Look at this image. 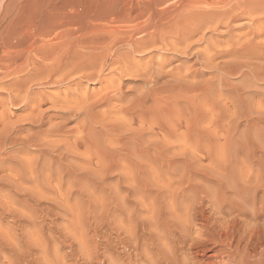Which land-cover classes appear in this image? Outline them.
Wrapping results in <instances>:
<instances>
[{"label": "rangeland", "instance_id": "1", "mask_svg": "<svg viewBox=\"0 0 264 264\" xmlns=\"http://www.w3.org/2000/svg\"><path fill=\"white\" fill-rule=\"evenodd\" d=\"M23 1L0 0V59L11 55L8 58L14 56V61H17L19 56L17 59L21 61L17 64H21V58L29 56L34 63L22 66L29 68H23L18 73L12 72L15 67L6 69L11 73L0 68L3 74L4 71L8 73L0 77V86H4V90L0 88L3 91L0 92V264H182L185 253L183 250L180 253L181 249H178L182 247H178L177 241L183 230L178 222L188 218L189 214L193 216V211L198 217L202 215V221L209 223L216 220L221 222L217 223V227H226L232 217L226 218L229 216L226 212L218 214L214 210L216 206L221 205L225 209L230 202H239L231 201V198H239L243 202L254 198L259 205L257 208L260 202L264 206V26L260 27L264 24V0H166L163 3L164 0ZM187 1H191L189 6L195 8H189ZM29 4L40 6L42 10L47 4L59 8L57 31L46 37L40 35L42 38H27L24 33L33 11ZM99 8H102L101 11ZM102 10L105 11L103 14ZM90 11L94 13L91 15ZM154 12L158 16H152ZM160 13L164 16L160 17ZM170 13L177 15L175 17ZM66 17L69 20L72 18L73 24L63 27L60 21L64 22ZM79 21L80 25L77 24ZM156 21L158 23L153 27ZM210 21L215 25H208ZM146 26L152 30L138 33L137 28L144 29ZM110 33L114 37L111 40ZM148 34L155 35V40L163 41L143 52L127 45L129 40H150ZM124 36L126 39H123ZM15 40H23L18 41L20 47L18 43L15 45ZM81 40H104L107 46L105 48V43L101 44L103 49L99 47V50L98 42L94 41L92 45L97 43V47L90 44L84 48L79 44ZM179 44L184 47H179ZM55 45L58 48H53ZM64 47L69 51H65ZM49 48H52L53 54L49 53ZM98 52H102L103 61ZM99 58L104 67L97 80L91 79L89 75L98 70L95 61L98 62ZM132 59H136L133 64L130 62ZM62 61L73 70L66 71ZM94 62V70L89 69L90 63L94 65ZM82 66L83 72L80 70ZM125 66L131 68L130 73L125 71L126 77L123 73L118 77L112 71ZM77 67L82 73L75 72ZM62 69L66 71L62 72V76L64 73L66 76L56 77ZM39 73L42 74L40 77ZM15 76L18 81H11ZM6 77L8 79L4 80ZM19 81L25 86H21ZM7 82L14 88L7 87ZM11 82H18V85L15 84V87ZM26 86H30L29 91ZM17 87L23 93H13ZM5 88L9 89L5 91ZM152 89L156 90V96L152 95L150 99L158 98V101L165 102L162 104L160 101L165 108L159 119L156 115L155 120L145 116L151 119V123L146 119L142 126L137 120L140 119L137 105L139 101H149L145 96ZM169 89H172L171 92ZM171 95L174 99L170 98ZM183 95L191 99L184 97V101ZM106 96L110 97L109 101ZM76 98L83 100V104L73 103ZM165 98L175 102L169 103ZM49 99L56 103L51 105ZM5 100H8L6 105ZM188 101L191 104H187ZM60 102L67 104L62 106ZM172 108H176L174 112ZM165 117L167 123L166 119L164 122ZM128 124L133 126L132 129ZM113 143L115 146L111 145ZM249 186L253 187V193ZM220 191L226 199L222 200ZM240 195L245 197L240 198ZM249 195L253 198L250 199ZM216 197H220L221 202ZM183 207L186 208V215ZM225 220L228 224H224ZM246 221L249 223V220ZM191 223L188 231L192 238L199 237L201 232L205 234L201 222L198 223L200 225L194 220ZM252 224L264 226V216ZM181 226H184L183 223Z\"/></svg>", "mask_w": 264, "mask_h": 264}, {"label": "bare ground", "instance_id": "2", "mask_svg": "<svg viewBox=\"0 0 264 264\" xmlns=\"http://www.w3.org/2000/svg\"><path fill=\"white\" fill-rule=\"evenodd\" d=\"M112 1V0H111ZM149 1V0H148ZM156 1V0H155ZM166 0H164V1H162V3L163 2H165ZM23 2H28L27 0H24ZM101 2V1H100ZM106 3H107V1H105ZM116 2V1H115ZM118 2V1H117ZM150 2V1H149ZM158 2H159V0H158ZM191 2V1H190ZM190 2H188L187 1V4L189 3L190 4ZM203 2H205V1H203ZM227 2V1H226ZM232 2V1H231ZM79 3V2H78ZM94 3H95V1H94ZM94 3L92 4V5H94ZM146 3V2H145ZM161 3V2H160ZM183 3H184V1H183ZM213 3V2H212ZM222 3V2H221ZM225 3V2H224ZM98 4V3H97ZM157 4V3H156ZM159 4V3H158ZM189 4H188V6H189ZM191 4H192V2H191ZM202 4V3H201ZM205 4H206V2H205ZM204 4V5H205ZM209 4H211V3H209ZM219 4V3H218ZM235 4V3H234ZM86 6H87V4H85ZM102 5V4H101ZM108 5V4H107ZM148 5V4H147ZM147 5H145L146 7H147ZM154 5H155V3H154ZM186 5V4H185ZM196 5H198L197 3H196ZM204 5H203V7H204ZM63 6V5H62ZM89 6V5H88ZM99 6H100V3H99ZM112 6V5H111ZM137 6V9H138V5H136ZM182 6V5H181ZM192 6H195V5H192ZM201 6V5H200ZM207 6V5H206ZM7 7V6H6ZM29 7H31V8H33V11H31V13H32V15L29 17V20H28V29L26 30V32L24 33V35L25 36H27V38H28V36L30 37V36H32V37H34V36H45V35H49L50 36V34L56 29V27L59 25H57L56 26V20L59 22V20L60 19H57V17H58V15L60 14H58L57 12L59 11V8H57L55 5H50V4H47V6H46V8L44 9V10H42L41 8H40V6L38 7V6H36L35 4H33V5H30L29 4ZM94 7H95V5H94ZM101 7V6H100ZM105 7V6H104ZM114 7H115V5H114ZM145 7V8H146ZM149 7V6H148ZM227 7V6H226ZM235 7V6H234ZM60 8H62V7H60ZM63 8H64V6H63ZM73 8V7H72ZM75 8V7H74ZM93 8V7H92ZM106 9H110L109 7L107 8V7H105ZM118 8V7H117ZM123 8V7H122ZM128 8V7H127ZM145 8L143 9V10H145ZM154 8V7H153ZM183 8V7H182ZM189 8H193V7H190L189 6ZM195 8V7H194ZM193 8V9H194ZM209 8V7H208ZM223 8H225V6L223 7ZM100 9V8H99ZM102 9V8H101ZM101 9H100V11H101ZM112 9V8H111ZM110 9V10H111ZM121 9V8H120ZM124 9V8H123ZM147 9V8H146ZM152 9V8H151ZM150 8L148 9L150 12L152 11L153 12V9L151 10ZM159 9V8H158ZM185 9H187V7L185 8ZM193 9H190L191 11L193 10ZM62 10V9H61ZM65 10V9H64ZM84 10H85V8L82 10L83 11V13H84ZM114 10V9H113ZM139 10V9H138ZM143 10H141V11H143ZM148 10H146V11H148ZM178 10H180V9H178ZM182 10V9H181ZM189 10V11H190ZM205 10V9H204ZM88 11V10H87ZM103 12H101L102 14L105 12L104 10H102ZM117 11V10H116ZM115 11V12H116ZM176 11V10H175ZM183 11H184V9H183ZM70 12V11H69ZM81 12V11H80ZM97 12L100 14V12L98 11V8H97ZM110 12V11H109ZM137 12V11H136ZM135 12V13H136ZM230 12V11H229ZM71 13V12H70ZM91 15L94 13H91V11L89 12ZM95 13H96V11H95ZM111 13V12H110ZM121 13H123L122 11H121ZM125 13V12H124ZM167 13V12H166ZM172 13H173V10H172ZM172 13H170V14H172ZM187 12H185V14H186ZM234 13H235V11H234ZM243 13V12H242ZM114 14V13H113ZM132 14V13H131ZM144 14V13H143ZM154 14H156L155 12L153 13V15L152 16H155ZM164 13H160V17H161V15L162 16H164L163 15ZM184 14V13H183ZM241 14V13H240ZM71 15H72V18H73V14L71 13ZM75 15H77L78 16V14H76V11H75ZM80 15H82V13L80 14ZM84 15V14H83ZM82 15V16H83ZM105 16H106V14H104ZM120 15V14H119ZM127 15V14H126ZM157 15V14H156ZM166 15V14H165ZM173 15H175V17H176V13L175 14H172V16ZM179 15V14H178ZM229 15V14H228ZM230 15H231V12H230ZM233 15V14H232ZM231 15V16H232ZM98 16H100V15H98ZM98 16H97V18H98ZM102 16V15H101ZM108 16V15H107ZM158 16V15H157ZM157 16H156V18H157ZM171 16V15H170ZM169 16V17H170ZM180 16H182V15H180ZM239 16V15H238ZM68 17V16H67ZM66 17V18H67ZM71 17V16H70ZM69 17V18H70ZM89 17H90V15H89ZM118 17V16H117ZM121 17V16H120ZM137 17H139V15H137ZM169 17H167V19H169ZM183 17V16H182ZM244 17V16H243ZM65 18V19H66ZM72 18H70L71 20H69L68 18L66 19V21H65V19H64V22H62V21H60V25L61 26H63V27H66V26H71L72 24H73V22H72ZM82 18V17H81ZM124 17L122 16V19H123ZM166 18V17H165ZM172 19H173V17H171ZM238 18V17H237ZM241 18H242V16H241ZM250 18H251V15H250ZM74 20H76V17L75 18H73ZM88 18H86V20H87ZM92 19V18H91ZM96 19V18H95ZM143 19H144V16H143ZM171 19V20H172ZM176 19V18H175ZM211 19H213V18H211ZM263 19V18H262ZM102 20V19H101ZM111 20H112V18H111ZM128 20H129V18H128ZM141 20V19H140ZM178 20V19H177ZM81 21V20H80ZM80 21H79V23L77 22V24L78 25H80ZM83 21H84V19H83ZM82 21V22H83ZM113 21V20H112ZM118 21V20H117ZM121 21H123V20H121ZM126 22H127V19L125 20ZM137 21V20H136ZM139 21V20H138ZM143 21V20H142ZM160 21L161 20H159L158 22L160 23ZM173 21H174V19H173ZM227 21H228V19H227ZM57 22V23H58ZM111 22V21H110ZM126 22L124 23V21H123V24H125L126 25ZM157 21L155 22V24H153L152 26L154 27V25H156V23H158ZM256 22V21H255ZM259 22V21H258ZM76 23V22H75ZM104 23V22H103ZM117 23V22H116ZM115 23V24H116ZM122 23V22H121ZM76 24V25H77ZM84 24H85V22H84ZM84 24H82V25H84ZM108 24H109V22H108ZM107 24V25H108ZM115 24H114V28L116 27L115 26ZM130 24H133V26H134V23H132V21L130 22ZM207 24V23H206ZM211 24H212V21H210V24H208V25H210L211 26ZM256 24V23H255ZM75 25V24H74ZM92 25V24H91ZM118 25V24H117ZM122 25V24H121ZM144 25V24H143ZM148 25H150V23L148 24ZM147 25V26H148ZM212 25H215L214 23L212 24ZM253 25V24H252ZM257 25V24H256ZM255 25V26H256ZM144 27V29H142L141 27H139V28H137V31H138V33H140L141 31V33H146L147 31H148V29H151L152 30V28H148V27ZM151 26V27H152ZM203 26V25H202ZM205 26H207V25H205ZM259 26V23H258V25H257V27ZM262 26H264V24H261V26L260 27H262ZM85 27H86V25H85ZM97 27V26H96ZM104 27V26H103ZM198 27V26H197ZM200 27V26H199ZM214 27V26H213ZM68 28V27H67ZM70 28V27H69ZM98 28V27H97ZM105 28V27H104ZM104 28H102V30L104 29ZM131 28V27H130ZM256 28V27H255ZM112 29V28H111ZM122 29V28H121ZM154 29V28H153ZM190 29V28H189ZM195 29V28H194ZM201 29H202V27H201ZM203 29H204V26H203ZM213 29V28H212ZM263 29V28H262ZM99 30V29H98ZM105 30H107L106 28H105ZM150 30V31H151ZM258 30V29H257ZM55 31H57V30H55ZM79 31H80V29H79ZM84 31V30H83ZM96 31V30H95ZM104 31V30H103ZM129 31V30H128ZM68 32V31H67ZM82 32V31H81ZM153 33H155V31H152ZM151 32V33H152ZM184 32V31H183ZM194 32V31H193ZM263 32H264V30H263ZM66 32H64V34H65ZM79 33V32H78ZM116 33H118V31H117V29H116ZM126 33H127V31H126ZM130 32H128V34H129ZM140 33V34H141ZM152 33V34H153ZM159 33V32H158ZM203 33V32H202ZM70 34V33H69ZM113 35H114V31H113V33H112ZM131 34V33H130ZM157 34V33H156ZM164 34V33H163ZM167 34V33H166ZM196 34V33H195ZM207 34V33H206ZM257 34V33H256ZM63 35V34H62ZM108 35H110V40L112 39V38H114L113 36L111 37V33L110 34H108ZM116 35V34H115ZM117 35H120V34H117ZM137 35V34H136ZM149 35V34H148ZM160 35V34H159ZM167 35H169V33L167 34ZM167 35H165V36H167ZM174 34H172V36H173ZM210 35V34H209ZM40 36V37H41ZM125 36H126V34H125ZM124 36V38L123 39H126V37ZM139 36V35H138ZM155 36V35H154ZM153 35H149V39L150 40H140V41H136V40H129V42H127L128 44V46H130L131 48H133L134 50L135 49H138V52L139 51H144V50H146V49H150V48H152L151 46H154V47H156V45L157 44H159L161 41H163V40H155V37H154ZM158 36V35H157ZM156 36V37H157ZM178 36V35H177ZM213 36H214V34H213ZM220 36V35H219ZM260 36V35H259ZM46 37V36H45ZM48 37V36H47ZM97 37H98V35H97ZM119 37H121V36H119ZM159 37V36H158ZM176 37V36H175ZM192 37L193 36H191V39H192ZM240 37V36H239ZM246 37V36H245ZM250 37V36H249ZM42 38V37H41ZM108 38V37H107ZM130 38V37H129ZM129 38H127V40L129 39ZM134 38H135V36H134ZM209 38V37H208ZM116 39V38H115ZM148 39V38H147ZM187 39V38H186ZM189 39V42H190V38H188ZM64 40H65V38H64ZM127 40H123L124 42L125 41H127ZM182 40V39H181ZM236 40V39H235ZM13 41V40H12ZM16 41V43H15V45L18 43V41L19 42H22L23 40H15ZM69 41H71V40H69ZM77 41V40H76ZM98 42V49H99V47L101 48V46L105 43V42H103L104 40H81L80 42H79V44L82 46V47H84V48H86L87 46H89L90 44L92 45V44H94L93 42ZM101 41V42H100ZM106 41V43L108 42L107 41V39L105 40ZM122 41V42H123ZM169 41V40H168ZM184 41V40H183ZM210 41V40H209ZM212 41V40H211ZM239 41V40H238ZM1 42V41H0ZM52 42V41H51ZM74 42H75V40H74ZM78 42V41H77ZM121 42V43H122ZM123 42V43H124ZM187 42V41H186ZM192 42V41H191ZM24 43V42H23ZM61 43V42H60ZM68 43V42H67ZM70 44H71V42H69ZM100 43V44H99ZM104 44L105 46H103V47H105L106 48V46H107V44ZM171 43H173V42H170V44ZM241 43V42H240ZM14 44V43H13ZM54 44V43H53ZM62 44V43H61ZM65 44V43H64ZM102 44V45H101ZM126 44V43H125ZM167 44H169L168 42H167ZM176 44H177V42H176ZM180 44H181V42H180ZM180 44H179V47H181L180 46ZM7 45V44H6ZM8 45H10V43L8 44ZM7 45V46H8ZM20 44L18 43V47H20L19 46ZM51 44H49V46H50ZM57 45V44H56ZM53 46V48L54 47H62V46H60V45H57V46ZM63 45V44H62ZM67 45H69V44H67ZM79 45V46H80ZM87 45V46H86ZM90 45V46H91ZM97 45V43H95V45H92V47L93 46H96ZM101 45V46H100ZM148 45V46H147ZM220 45V44H219ZM2 46V45H1ZM5 46V45H4ZM42 46L44 47L45 45H43L42 44ZM41 46V47H42ZM48 46V47H49ZM65 46V45H64ZM109 46V45H108ZM139 46V47H138ZM178 46V45H177ZM176 46V47H177ZM6 47V46H5ZM57 47V48H58ZM66 47H68V46H66ZM71 47H72V45H71ZM97 47V46H96ZM158 47H159V45H158ZM175 47V46H174ZM183 47H184V45H183ZM65 48V47H64ZM73 48V47H72ZM72 48H71V50H72ZM78 48V47H77ZM168 48V47H167ZM208 48V47H207ZM19 49V48H18ZM30 49V48H29ZM45 49V48H44ZM50 50H51V52H49V53H54V52H52V48H49ZM95 49V48H94ZM97 48H96V50H98ZM101 49H103V48H101ZM184 49V48H183ZM193 49H194V47H193ZM206 49V48H205ZM31 50V49H30ZM39 50V49H38ZM58 50V49H57ZM57 50H55L56 51V53H58L57 52ZM59 50L61 51V49L59 48ZM64 50V49H63ZM66 50H68V49H66L65 48V51ZM100 50V49H99ZM107 50H108V48H107ZM155 50V49H154ZM29 51V50H28ZM46 51V50H45ZM69 51V50H68ZM78 51L79 50H77V53H78ZM14 52V51H13ZM12 52V53H13ZM27 52V51H26ZM26 52H25V55H26ZM30 52V51H29ZM135 52V51H134ZM175 52V51H174ZM208 52V51H207ZM210 52V51H209ZM46 53H47V51H46ZM72 53H73V51H72ZM74 53H76V52H74ZM80 53H81V51H80ZM79 53V54H80ZM82 53H83V51H82ZM81 53V54H82ZM99 53V52H98ZM107 53V52H106ZM176 53V52H175ZM239 53V52H238ZM22 54V53H21ZM48 54V53H47ZM51 54V55H52ZM84 54V53H83ZM95 54V53H94ZM99 54H101V55H99L101 58H102V61H103V54H102V52L101 53H99ZM20 55V54H19ZM39 55V54H38ZM50 55V56H51ZM60 55V53L58 54V56ZM87 55V54H86ZM127 55V54H126ZM216 55H218V53L216 54ZM1 56V55H0ZM9 56H11V55H7V57H4V58H1L0 59V68L2 67L3 69H7L8 67L10 68V69H12V68H14V70H12V72H14V73H18V72H20V70L21 69H23L22 68V66H28L27 64H29V65H34V63L32 62V60H31V58L29 57V56H26V57H24L23 56V58H21L23 61H22V63L21 64H17V62L19 63V61H21L20 59H17L18 57H16V60L17 61H14L15 59H14V56L13 57H11V58H8ZM16 56H17V54H16ZM32 56V55H31ZM40 56V55H39ZM50 56H48V57H50ZM57 56V55H56ZM79 56H81V55H79ZM88 56H89V53H88ZM86 57V59H88L89 57ZM225 56H226V53H225ZM233 56V55H232ZM2 57V56H1ZM22 57V56H21ZM53 57H54V55H53ZM83 57V56H82ZM124 57V56H123ZM158 57H159V55H158ZM47 58V56L45 57V59ZM51 58V57H50ZM74 58H76V57H74ZM101 58H99L98 59V62L99 61H101ZM212 58V57H211ZM33 59H35V57L33 58ZM44 59V58H43ZM49 58H47V60H48ZM54 61L56 60V59H54V58H52ZM138 59V58H137ZM53 60H51L50 59V61H53ZM57 60H59L58 58H57ZM80 60H81V58H80ZM96 60V59H95ZM134 60H136V59H132V61H130V60H128V61H130V62H132V64H133V61ZM75 61V60H74ZM78 61V60H77ZM82 61V60H81ZM101 61V62H102ZM145 61V60H144ZM144 61H143V65H145L144 64ZM147 61V60H146ZM12 62H13V64H12ZM35 62L37 63V60H35ZM46 62V61H45ZM57 62V61H56ZM63 62V61H62ZM80 62V61H79ZM96 62V64H97V66H96V68L98 69L97 71H93V73L92 74H90L89 75V77L91 78V79H95V80H97L98 78H99V73L102 71V68L104 67V65L103 64H101V62H99V64H98V62H97V60L95 61ZM95 62H94V65H92L91 63H90V65H89V69L90 68H92V70H94L93 69V67H95ZM111 62V61H110ZM12 64V66H11V64ZM41 63V62H40ZM44 63V62H43ZM51 63V62H50ZM55 63V62H54ZM64 63V62H63ZM68 63L70 64V61H68ZM85 63V62H84ZM38 64V63H37ZM72 64V63H71ZM88 64V63H87ZM101 64V65H100ZM36 65V64H35ZM64 65L66 66H64V68H65V70L66 71H68L70 68H67V63L65 64L64 63ZM92 65V66H91ZM169 65V64H168ZM17 66V67H16ZM48 67H50L49 65H47ZM91 66V67H90ZM111 66H112V64H111ZM113 66H114V62H113ZM115 66H118V65H115ZM184 66V65H183ZM73 67V66H72ZM88 67V65L87 66H84V68H87ZM29 68V67H28ZM28 68H24L25 70L26 69H28ZM50 68H52V67H50ZM135 68V67H134ZM144 68V67H143ZM168 68V67H167ZM59 69V68H58ZM68 69V70H67ZM78 69H80V68H78L77 67V69L75 70V72L76 71H78ZM88 69V70H89ZM120 69V68H119ZM118 68H114V69H112V71L115 73V75H118V77H119V75L120 74H124V76H125V74L126 73H128V70H129V73L131 72V68H130V66H125V67H123V68H121L120 70H119ZM42 70V69H41ZM64 69H62L61 71H60V74H58V76H56V77H58L59 78V76H62V72H64L65 71ZM73 69H70L69 71H72ZM80 70H82V72H83V66L81 67V69ZM78 71V72H81V71ZM110 70V69H109ZM127 70V71H126ZM144 70H146V68L144 69ZM0 71H1V69H0ZM4 71V70H3ZM7 71V70H6ZM4 71V74L5 73H11V71L9 70V71ZM57 71V70H56ZM65 71V72H66ZM125 71H126V73H125ZM2 72V71H1ZM32 72V71H31ZM43 72H45V71H43ZM42 72V74H44ZM81 72V73H82ZM86 72H88V71H86ZM90 72V71H89ZM94 72H96L95 74H94ZM183 72V71H182ZM7 73V74H8ZM70 74H74V73H72V72H69ZM80 73V74H81ZM140 73H141V71H140ZM2 74H3V72L0 74V77L2 76ZM3 74V75H4ZM20 74V73H19ZM42 74H40L39 73V77H40V75H42ZM48 74V73H47ZM68 74V73H67ZM75 74H77V73H75ZM133 74V73H132ZM142 74V73H141ZM178 74H180V73H178ZM30 75V74H29ZM36 75V76H37ZM78 75V74H77ZM146 75V74H145ZM144 75V76H145ZM10 76H11V74H10ZM19 76V75H18ZM35 76V77H36ZM66 76V74L64 73L63 74V78ZM74 76H76V75H74ZM73 76V77H74ZM130 76V75H129ZM167 76H169V74L167 75ZM166 76V77H167ZM24 77V76H23ZM23 77H21V78H23ZM89 77H85V78H87V79H89ZM112 77V76H111ZM122 77H123V75H122ZM126 77V76H125ZM170 77V76H169ZM193 77V76H192ZM14 78V77H13ZM18 78V77H17ZM16 78V76H15V79L14 80H12V79H10L11 81H18V79ZM25 78V77H24ZM30 78V77H29ZM61 78V77H60ZM83 78V77H82ZM115 78V77H114ZM8 78L6 77L4 80H7ZM17 79V80H16ZM31 79V78H30ZM67 79H68V77H67ZM70 79V78H69ZM118 79V78H117ZM146 79H147V76H146ZM159 79V78H158ZM3 80V81H4ZM19 80H20V78H19ZM47 80V79H46ZM56 79H54V81H55ZM184 80V79H183ZM2 81V80H1ZM20 81H22V79L20 80ZM19 81V83H21V86H22V84L24 85V82L22 83V82H20ZM29 81H31L32 82V79L31 80H29ZM34 81V80H33ZM36 81H37V78H36ZM53 81V80H52ZM68 81V80H67ZM105 82H107V80H104ZM103 81V82H104ZM110 81H112L111 79H110ZM110 81H109V83H110ZM115 81H116V79H115ZM191 81V80H190ZM193 81V80H192ZM5 82V81H4ZM12 83L11 82V84H14V86H15V84H17L18 82H16V83ZM26 82V81H25ZM30 82V83H31ZM35 82V81H34ZM57 82V81H56ZM6 83V82H5ZM8 83V82H7ZM27 83V82H26ZM141 83V82H140ZM2 84V83H1ZM111 84V83H110ZM146 84V83H145ZM160 84V83H159ZM18 85V84H17ZM16 85V86H17ZM20 85V84H19ZM30 85V84H29ZM40 84H38V86H39ZM7 86V84L5 85V87ZM11 87L12 88V85H10V82L8 83V86L7 87ZM15 86V87H16ZM25 86V85H24ZM76 86H78V85H76ZM111 86V85H110ZM116 86V85H115ZM150 86V85H149ZM4 87V86H3ZM3 87H1L0 86V88H3ZM27 88H25V89H27V91H29L28 90V88L30 87V86H26ZM35 87V86H34ZM10 88V89H11ZM14 88V87H13ZM12 88V89H13ZM20 88V87H19ZM19 88L17 87V89H14V92L13 93H15L16 94V92H17V94L19 93V91H21V90H19ZM104 88V87H103ZM117 88V87H116ZM6 89H9V88H5V91H7ZM11 89V90H12ZM99 89V88H98ZM165 89V88H164ZM3 90H4V88H3ZM22 90L24 91V88L22 87ZM160 90V89H159ZM162 90H163V88H162ZM170 90V89H169ZM172 90V89H171ZM171 90L169 91V92H171ZM173 90H175V92H177L176 91V89H173ZM1 91H2V89H1ZM0 91V92H1ZM4 91V92H5ZM26 91V90H25ZM24 91V92H25ZM46 91H48V90H46ZM63 91V90H62ZM96 91V90H95ZM102 91V90H101ZM103 91H105V90H103ZM140 91V90H139ZM161 91V90H160ZM187 91V90H186ZM3 92V91H2ZM22 92V91H21ZM20 92V93H21ZM81 92H84V91H81ZM157 92H158V90H157ZM174 91H172V93H173ZM174 92V93H175ZM181 92L183 93V91L181 90ZM188 92V91H187ZM186 92V94H188ZM9 93V95H10V92H8ZM7 93V94H8ZM23 93V92H22ZM21 93V94H22ZM27 93V92H26ZM29 93V92H28ZM49 93V92H48ZM95 93V92H94ZM98 93V92H97ZM101 93V92H100ZM99 93V94H100ZM111 93V92H110ZM137 93V92H136ZM156 93V90H149L148 91V94L145 96V98H148L149 99V101H147L146 99L144 100V101H139L138 102V105H137V108L138 109H140V113L138 114L139 115V118L140 119H137L138 121L140 120V123L142 124V122H144L146 119L148 120V117L149 118H152V120H155V118L156 117H158V119H159V117H160V115H162V112H163V110H164V106H166V104L163 106L164 108H162V105H160V103L162 102L161 100V102L160 101H158L156 98H154L155 100H153V99H150V96H154V94ZM161 93H162V91H161ZM161 93H159V94H161ZM165 93H167V92H165ZM171 93V94H172ZM174 93H173V95H174ZM70 94V93H69ZM99 94H98V96H99ZM179 94V93H178ZM185 94V95H186ZM196 94V93H195ZM20 95V94H19ZM82 95V94H81ZM106 95V94H105ZM110 95V94H109ZM108 95V96H109ZM162 95L164 96V95H166V94H164V92L162 93ZM170 95V94H169ZM182 95V94H181ZM185 95H183L182 97H183V99H184V101H186L185 100V98L184 97H186V98H189V99H191V97H188V95L187 96H185ZM21 96V95H20ZM19 96V97H20ZM22 96H23V94H22ZM26 96V95H25ZM28 96V95H27ZM38 96V95H37ZM77 96V95H76ZM108 96H106V99L109 101V99H110V97H108ZM156 96V95H155ZM154 96V97H155ZM157 96H159V95H157ZM162 96V98H164ZM167 96V95H166ZM174 96H177L176 95V93H175V95ZM192 96V95H191ZM55 97V96H54ZM75 97V96H74ZM82 97V96H81ZM173 96L171 95L170 96V98H172ZM179 97V96H178ZM56 98V100H57V97H55ZM62 98V97H61ZM65 98H66V96H65ZM85 98V97H84ZM94 98V97H93ZM115 98V97H114ZM118 98V97H117ZM144 98V97H143ZM161 98V99H162ZM167 98H168V96H167ZM200 98V97H199ZM216 98V97H215ZM7 99V98H6ZM19 99H21V98H19ZM27 99V98H26ZM59 99H60V97H59ZM82 99V98H81ZM86 99V98H85ZM90 99H92V98H90ZM90 99H88V100H90ZM95 99H96V97H95ZM116 99V98H115ZM172 99H174V98H172ZM179 99H181V96H180V98ZM178 99V100H179ZM198 99V98H197ZM8 100H9V96H8ZM8 100H5V102H4V104L6 105L7 104V102H8ZM22 100V99H21ZM50 100V99H49ZM66 100H69V99H66ZM94 100V99H93ZM125 100V99H124ZM141 100V99H140ZM9 101H11V100H9ZM20 101V100H19ZM62 101V100H61ZM83 101V100H82ZM81 100H77V98H76V100L75 101H73V103H77V104H79L78 102H80V103H82L83 104V102H82ZM85 101V100H84ZM100 101H101V99H100ZM106 101V100H105ZM164 101V100H163ZM165 101H168V99H166L165 98ZM176 101H177V99H176ZM180 101V100H179ZM224 101H225V99H224ZM50 102H52L51 103V105L52 104H55L56 103V101L55 100H50ZM67 102H69V101H67ZM89 102H91V100L89 101ZM102 102V101H101ZM114 102V101H113ZM169 102V101H168ZM172 102H175V101H172V100H170V102L169 103H172ZM189 102V101H188ZM197 102V100L195 99V103ZM41 103V102H40ZM61 103V102H60ZM65 104H67L66 102H64ZM63 103V104H64ZM111 103V102H110ZM117 103V102H116ZM123 103V102H122ZM165 103V102H164ZM163 102H162V104H164ZM167 103V102H166ZM179 103V102H178ZM181 103V102H180ZM179 103V104H180ZM199 104H200V102H198ZM203 103V102H202ZM33 104V103H32ZM62 104V103H61ZM63 104H62V106H63ZM85 104V103H84ZM124 104V103H123ZM173 104V103H172ZM175 104V103H174ZM187 104H191V102H189V103H187ZM9 105H10V103H9ZM17 105H18V103H17ZM28 105V104H27ZM35 105V104H34ZM50 105V106H51ZM109 105V104H108ZM114 105H116V104H114ZM125 105H126V102H125ZM169 105V104H168ZM181 105V104H180ZM60 106V105H59ZM72 106V105H71ZM76 106H78V105H76ZM75 106V107H76ZM182 106V105H181ZM28 107V106H27ZM32 107V106H31ZM81 107V106H80ZM100 107V106H99ZM107 107V106H106ZM112 107V106H111ZM110 107V108H111ZM118 107L120 108V106L118 105ZM167 107V106H166ZM177 107V106H176ZM1 108V107H0ZM8 108V107H7ZM36 108V106L34 107V108H32V110L34 111V109ZM44 108V107H43ZM78 108H79V106H78ZM102 108H104V107H102ZM168 108V107H167ZM38 109V108H37ZM36 109V110H37ZM109 109V108H108ZM137 109V110H138ZM163 109V110H162ZM170 109V108H169ZM176 108H172V111L173 110H175ZM10 110V109H9ZM8 110V111H9ZM43 110V109H42ZM115 110V109H114ZM186 110V109H185ZM4 111V110H3ZM24 111V110H23ZM139 111V110H138ZM166 111V110H165ZM212 111V110H211ZM55 112V111H54ZM128 112V111H127ZM174 112V111H173ZM213 112V111H212ZM27 113V112H26ZM30 113H32V112H30ZM121 113H123V112H121ZM184 113V112H183ZM187 113V112H186ZM214 113V112H213ZM212 113V114H213ZM29 114V113H28ZM33 114V113H32ZM37 114V113H36ZM63 114V113H62ZM68 114V113H67ZM136 114V113H135ZM164 114H165V112H164ZM175 114H177V113H175ZM211 114V113H210ZM209 114V115H210ZM11 115V114H10ZM34 115V114H33ZM104 115V114H103ZM115 115V114H114ZM154 115H156V117L154 118ZM181 115V114H180ZM187 115V114H186ZM0 116H1V114H0ZM3 116V115H2ZM12 116V115H11ZM93 116V115H92ZM145 116H148V117H145ZM177 116V115H176ZM214 116V115H213ZM17 117V116H16ZM48 117V116H47ZM163 117V116H162ZM161 117V118H162ZM171 117H172V115H171ZM182 117V116H181ZM20 118V117H19ZM105 118H107V117H105ZM123 118V117H122ZM134 118H135V116H134ZM185 118V117H184ZM9 119V118H8ZM66 119V118H65ZM102 119V118H101ZM165 119H166V117L164 118V122H165ZM179 119H180V117H179ZM82 120H83V118H82ZM112 120H113V117H112ZM121 120V119H120ZM123 120V119H122ZM142 120V121H141ZM144 120V121H143ZM161 120H163V118L161 119ZM6 121V120H5ZM118 121V120H117ZM131 121V120H130ZM129 121V122H130ZM138 121H137V124H140V123H138ZM148 121H150V123H151V119L150 120H148ZM177 121H178V119H177ZM82 122H84V121H82ZM107 122V121H106ZM108 122H110V121H108ZM153 122V121H152ZM162 123H163V121H161ZM168 121H167V119H166V123H167ZM179 122V121H178ZM6 123V122H5ZM64 123V122H63ZM135 123V122H134ZM145 123H146V121H145ZM156 123V122H155ZM170 123V122H169ZM4 124V123H3ZM61 124V123H60ZM103 124V123H102ZM148 124H149V122H148ZM165 124V123H164ZM120 125V124H119ZM118 125V126H119ZM153 125V124H152ZM171 125H173L172 123H171ZM79 126V125H78ZM128 126H129V124H128ZM127 126V129L130 127H128ZM142 126H143V124H142ZM146 126H148V125H145V127ZM165 126V129H167L166 128V124L164 125ZM201 126V125H200ZM54 127V126H53ZM72 127V126H71ZM133 127V126H132ZM132 127H130L131 129H132ZM139 127H140V125H139ZM167 127H170V125L168 126L167 125ZM171 127H173V126H171ZM2 128H3V126H2ZM51 128V127H50ZM95 128V127H94ZM157 128V127H156ZM126 129V130H127ZM164 129V130H165ZM169 129V128H168ZM167 129V131H168V133H169V130ZM171 129V128H170ZM14 130H16V129H14ZM105 130V129H104ZM66 131V130H65ZM106 131V130H105ZM159 131V130H158ZM166 131V132H167ZM78 132V131H77ZM178 132V131H177ZM157 133H159V132H157ZM171 133V132H170ZM76 134V133H75ZM81 134V133H80ZM79 135V134H78ZM77 135V136H78ZM25 136V135H24ZM59 136V135H58ZM163 136V135H162ZM183 136V135H182ZM181 136V137H182ZM74 136H72V138H73ZM150 137V136H149ZM148 137V139H150ZM165 137V136H164ZM61 138V137H60ZM71 138V139H72ZM44 140V139H43ZM65 140V139H64ZM100 140H101V138H100ZM103 140V139H102ZM201 140V139H200ZM50 141V140H49ZM51 142H52V140H51ZM11 143V142H10ZM17 143V142H16ZM129 144V143H128ZM131 144V143H130ZM53 145V144H52ZM65 145V144H64ZM82 145V144H81ZM112 146L114 145V143L113 144H111ZM68 146V145H67ZM66 146V147H67ZM115 146V145H114ZM117 146V145H116ZM65 147V148H66ZM69 147V146H68ZM207 148V147H206ZM88 149V148H87ZM129 149V148H128ZM203 149V148H202ZM85 151V150H84ZM108 151V150H107ZM207 152H208V148H207V150H206ZM86 152V151H85ZM131 154L133 153V152H130ZM80 154V153H79ZM84 154V153H83ZM89 154V153H88ZM87 157H88V155H86ZM132 156H134V155H132ZM86 157V158H87ZM22 158V157H21ZM51 158V157H50ZM95 158V157H94ZM28 159V158H27ZM31 159H32V157H31ZM26 160V159H25ZM28 160H30V158L28 159ZM91 161V160H90ZM97 161H98V159H97ZM26 162H27V160L25 161V164H26ZM87 162H88V160H87ZM101 162V161H100ZM32 163V162H31ZM80 163V162H79ZM85 163V162H84ZM96 164H97V162H95ZM146 163V162H145ZM147 164H149L148 162H147ZM85 165V164H84ZM88 165V164H87ZM103 165V163L101 162V164H100V166H102ZM27 166V165H26ZM31 166V165H30ZM44 166V165H43ZM32 168V167H31ZM43 168V167H42ZM45 168V167H44ZM27 169H29V168H27ZM215 169H217V167L215 168ZM214 169V170H215ZM30 170V169H29ZM221 170H223V169H221ZM29 172H31V171H29ZM46 172V171H45ZM54 172H55V170H54ZM15 173V172H14ZM216 173V172H215ZM27 174V173H26ZM33 174V173H32ZM60 174V173H59ZM8 175H10L11 176V174H9L8 173ZM9 176V177H10ZM14 176V175H13ZM26 176V175H25ZM29 176V175H28ZM259 177V176H258ZM13 178V177H12ZM22 178V177H21ZM47 178V177H46ZM260 178V177H259ZM45 179V178H44ZM49 179V178H48ZM245 179V178H244ZM67 180V179H66ZM241 180H243V179H241ZM255 180V179H254ZM258 180V179H257ZM234 181V180H233ZM259 181V180H258ZM15 182V181H14ZM250 182H253V181H251L250 180ZM20 183V182H19ZM258 183V182H257ZM257 183H255V187H257L256 186V184ZM230 184V183H229ZM252 184V183H251ZM35 185V184H34ZM49 185V184H48ZM58 185V184H57ZM240 185V184H239ZM238 184H237V186H239ZM245 185V184H244ZM254 185V184H253ZM237 186H236V188H237ZM243 185L241 184V187H242ZM246 186H248V185H246ZM246 186H245V190H246ZM52 187V186H51ZM231 187V186H230ZM234 187V186H233ZM30 188V187H29ZM34 188V187H33ZM33 188H31V189H33ZM251 188H252V190H251ZM260 187H257V189H259ZM249 189L251 190V192L253 193V187H250L249 186ZM38 190V189H37ZM219 190H223V189H219ZM218 190V191H219ZM233 190V189H232ZM238 190V189H237ZM243 190V189H242ZM241 190V191H242ZM248 190V189H247ZM41 191V190H40ZM39 191V192H40ZM244 191V190H243ZM242 191V192H243ZM249 191V190H248ZM255 191V190H254ZM234 192V191H233ZM239 192V191H238ZM238 192H236V193H238ZM250 192V193H251ZM41 193V192H40ZM186 193V192H185ZM209 193V192H208ZM223 194V192H219V194ZM252 193H251V195H252ZM219 194H217V195H219ZM221 194H220V196H221ZM249 194V193H248ZM238 195H239V193H238ZM237 195V196H238ZM1 196V195H0ZM194 196V195H193ZM201 196V195H200ZM209 196V195H208ZM223 196V195H222ZM221 196V197H222ZM241 196H242V198L243 197H245L244 195H240V198H241ZM182 197V196H181ZM211 197V196H210ZM224 197H225V195H224ZM224 197H222V200L224 199ZM236 197V196H235ZM249 197H250V195H249ZM217 198H220V197H216V199ZM236 198H238V197H236ZM253 198V197H252ZM251 197H250V199H252ZM225 199H226V197H225ZM228 199V198H227ZM196 200H198V199H196ZM201 200V199H200ZM219 200V199H218ZM232 200H234V201H239V202H235V203H233V202H230L229 200V205L227 206V208H225V209H223V207L220 205V206H216L215 208H214V210H216L217 211V213L218 214H222V213H224V212H226L227 214L226 215H229V216H226V218L227 217H232L231 218V221L229 220V224L226 222V220H225V222H224V224L225 223H227L228 224V226H224L223 227V225L221 226V227H217L216 225H217V223L219 222V223H221L220 221H216V220H214L212 223L211 222H209V223H207V221L206 220H204V221H202L201 220V217H202V215H201V217H198V215H195V212L193 211V209H192V211H193V216H190V214L188 215V213H187V215L189 216L188 218L186 217V219L185 220H183V221H181V222H178V218L176 217V221L178 222V223H180V224H178V226L179 227H181V229L183 230L182 232H180L179 234H180V237H179V240L176 238V240H178L177 242L179 243V246L178 247H182V248H179L178 250H180V253L181 252H183L184 251V253H185V256L183 255L184 253H182V255L185 257V259L183 260V262H182V264H264V226H262V227H258V226H256V225H253L252 224V222H256V221H258L261 217H263L264 216V206L262 205L261 206V202L259 203L260 204V207L259 208H257L256 206H259L258 204H257V201H255V200H257V199H255L254 200V198L252 199V200H249L248 199V201L247 202H245V200H244V202H243V200L242 199H239L238 198V200H235L234 198H231V201ZM213 201V200H212ZM220 202H221V198H220ZM193 203H194V201H193ZM218 203H219V201H218ZM224 203H226V200H225V202ZM23 204V203H22ZM181 204H182V202H181ZM222 204V203H221ZM227 204H228V202H227ZM226 204V205H227ZM189 205H190V203H189ZM193 205V204H192ZM195 205H196V202H195ZM194 205V206H195ZM214 205V204H213ZM225 206V205H224ZM191 207V206H190ZM193 207V206H192ZM194 208V207H193ZM182 209H184V207L182 208ZM182 209H180V211L182 212ZM185 211H183L184 213H185V215H186V208L184 209ZM190 210H191V208H190ZM196 210V209H195ZM200 210V209H199ZM202 210V209H201ZM200 210V211H201ZM172 211H173V209H172ZM198 212V211H197ZM200 213V212H199ZM178 214V213H177ZM196 214H198V213H196ZM209 214V213H208ZM26 215V214H25ZM223 215V214H222ZM174 216H175V213H174ZM174 216H172V218H173V220H174ZM181 216V215H180ZM184 216V215H183ZM221 216V215H220ZM225 216V215H224ZM185 217V216H184ZM184 217H183V219H184ZM200 218V219H199ZM204 218H206V217H204ZM180 219H182V218H180ZM207 220H209V218H206ZM224 219V218H223ZM244 219V220H243ZM155 220V219H154ZM193 220L194 221H196V223L198 224V223H200L201 222V224L202 225H200V224H198V225H200V226H202L203 228H201V229H203V231L205 230V234H203V232H201L202 233V235L200 234V236L199 237H195V238H192V235L189 233L190 231H188L189 230V224L191 223V222H193ZM211 220H213V219H211ZM246 220H249L248 222L249 223H247V221ZM175 221V222H176ZM199 221V222H198ZM206 221V222H205ZM227 221H228V219H227ZM177 222H176V225H177ZM251 222V223H250ZM152 223H153V221H152ZM182 223H183V225L184 226H181L182 225ZM223 223V222H222ZM192 224V223H191ZM257 224V223H256ZM219 225V224H218ZM192 226V225H191ZM150 227V226H149ZM154 227L156 228V226H155V223H154ZM153 227V228H154ZM166 227V226H165ZM152 228V229H153ZM156 230V229H155ZM166 230H167V227H166ZM154 232V231H153ZM158 232V231H157ZM195 232V231H194ZM164 235V234H163ZM173 235V234H172ZM158 236H159V233H158ZM162 237H164V236H162ZM174 237V236H173ZM160 238V237H159ZM160 239H162V238H160ZM165 239V238H164ZM163 240V239H162ZM177 244V243H176ZM155 245V244H154ZM168 245V244H167ZM178 245V244H177ZM158 246V245H157ZM163 246V245H162ZM173 246V245H172ZM156 247V246H155ZM166 247V246H165ZM169 246H167L166 248L167 249H169L168 248ZM152 248V247H151ZM177 250V251H178ZM183 250V251H182ZM152 251H154V250H152ZM170 252V251H169ZM174 252V251H173ZM171 253V252H170ZM179 253V254H180ZM173 254V253H172ZM153 255V254H152ZM168 255H169V253H168ZM171 256L172 255H170V259H171ZM181 256V255H180ZM179 257V256H178ZM189 257V258H188ZM153 258V257H152ZM150 259V258H149ZM174 260H176L175 258H173ZM180 260V259H179ZM155 261H156V259H155ZM177 261V260H176ZM173 262V261H172ZM158 263V262H157ZM178 263V262H177ZM155 264V263H154ZM165 264V263H164ZM168 264H169V262H168ZM175 264V263H174ZM180 264V263H179Z\"/></svg>", "mask_w": 264, "mask_h": 264}]
</instances>
